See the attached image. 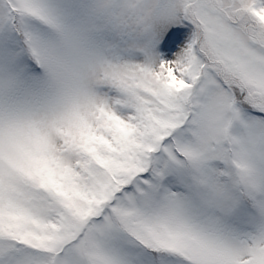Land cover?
Masks as SVG:
<instances>
[{"label":"snow or ice","instance_id":"6c2138e0","mask_svg":"<svg viewBox=\"0 0 264 264\" xmlns=\"http://www.w3.org/2000/svg\"><path fill=\"white\" fill-rule=\"evenodd\" d=\"M0 264H264V0H0Z\"/></svg>","mask_w":264,"mask_h":264}]
</instances>
